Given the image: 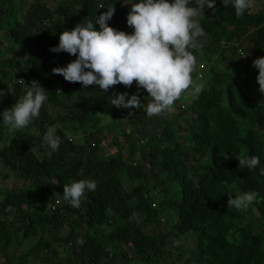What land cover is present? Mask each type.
<instances>
[{
    "label": "trees",
    "instance_id": "16d2710c",
    "mask_svg": "<svg viewBox=\"0 0 264 264\" xmlns=\"http://www.w3.org/2000/svg\"><path fill=\"white\" fill-rule=\"evenodd\" d=\"M257 1L242 18L220 0L215 12L204 8L202 47L192 50L203 90L185 100L188 90L171 113L148 117L142 108H114L108 98L136 92L135 81L103 92L51 71L75 59L49 51L59 34L94 20L109 0H54L52 7L0 0V112L26 93L22 82L48 91L39 117L21 132L0 123V178L13 179L10 188L0 186V264H264V94L252 66L264 56V0ZM114 7L109 26L130 33L126 4L116 0ZM82 92L86 102L66 98ZM146 95L141 91V103ZM103 121L117 127L110 138L99 133ZM53 125L61 142L49 156L43 134ZM106 138L109 155L99 148ZM252 155L260 158L256 169L238 168L236 157ZM84 178L96 190L73 208L63 185ZM251 190L258 203L227 208L229 195ZM191 234L195 252L182 259L169 242Z\"/></svg>",
    "mask_w": 264,
    "mask_h": 264
},
{
    "label": "clouds",
    "instance_id": "9594fccd",
    "mask_svg": "<svg viewBox=\"0 0 264 264\" xmlns=\"http://www.w3.org/2000/svg\"><path fill=\"white\" fill-rule=\"evenodd\" d=\"M115 2L109 0L102 5L106 11L94 20L78 23L59 34L58 44L50 46L49 51L65 52L75 59L66 66L54 67L52 73L61 75L67 82H79L82 88L94 85L103 92L117 84L131 87L135 81L136 92H116L108 98L114 108H142L148 117L171 113L174 102L189 89L193 97L201 93L204 85L197 84L193 78V73L196 80L202 75L192 50L202 47L205 31L197 18L204 15L205 7L215 12L216 0H121L122 5H130L126 16V24L132 29L130 33L108 24L115 13ZM254 2L220 0L223 6H231L237 18L250 14ZM94 25L99 26L98 30ZM252 66L258 70L256 81L262 95L264 56L253 59ZM28 89L12 107L0 112V123L10 131L21 132L29 126L48 100V91L37 81L33 80ZM141 91L147 93L146 103L140 101ZM56 130L57 126L53 125L43 134L42 146H46L49 156L60 146L61 138ZM236 159L240 169L246 167L251 171L260 165L256 155ZM259 173L264 176V166L259 167ZM96 187L94 180H74L63 185L62 198L71 207L79 208L86 192H94ZM258 202V192L251 190L234 198L229 195L227 208L245 211Z\"/></svg>",
    "mask_w": 264,
    "mask_h": 264
},
{
    "label": "rangeland",
    "instance_id": "374dc122",
    "mask_svg": "<svg viewBox=\"0 0 264 264\" xmlns=\"http://www.w3.org/2000/svg\"><path fill=\"white\" fill-rule=\"evenodd\" d=\"M53 1L54 0H50V1L43 0V3L46 4L47 6H51L53 4ZM60 1H62V0H60ZM257 3H258V1L255 0L254 5L256 6ZM129 9H130V5H126L125 14H124V17H123V21H125V24H124L125 29L124 30H127V29L130 28L126 24V16H127V13L129 11ZM222 29H224V28H222ZM223 57H224V59L222 60V62H223L224 65H226V62H227V56H226V54H224ZM71 60L72 59H69L68 62H70ZM234 62H235V64L238 65V59H234ZM201 63L204 64V62H201ZM204 67H205V64H204ZM205 68L203 69V66H202V74H203V72L206 73ZM195 82L197 84H203L204 85V80H195ZM22 83L24 84L23 87L26 90H29V89H27L26 84L24 82H22ZM190 92H191V90L189 89V91L187 92V94H185V96H184V99L185 100H190L191 99V96L189 95ZM86 95H87V92H82V93L77 94V95L76 94L70 95V96H68L66 98L68 99V101L70 103L72 101H77V102L79 101V102H82L83 103V101L84 102L87 101ZM3 104H4V97L3 96H0V111H1V106ZM108 125H109L108 122H105V121L101 122V127H103V128L99 131V133L104 134L105 136H107V137L110 138L112 136V134H110V132L111 131H114V130H117V127H116V125H113V126H108ZM67 134L69 136H74L75 135L72 131H67ZM109 138H106V140H107V143L106 144H103V145H101L99 147L100 148V152L103 153V154H107V155L111 154V152L114 151V148L110 146ZM124 149H125V145H122L121 144L120 152H118V154L121 155L122 152L125 151ZM3 172L4 171H3V169L0 166V175H2ZM12 181H13L12 177L7 178L5 180L0 178V186L1 187H6V188H10ZM18 185L19 186L22 185V181L21 180H19ZM237 195H239V194H237L236 192H234V196H237ZM251 213H252V215H256L255 209H252L251 210ZM135 218H136V220H138L140 222L141 219L144 218V216L142 214H136L135 215ZM156 228H157V223L155 221V223H153V226L151 228H149V231L154 234L155 231H156ZM194 240H195V237H194V235L191 234V235L185 236V238H176V239H173V240H171L169 242L170 246L169 245H167V246H169L173 252H179V254L182 257V259H184L187 255H191V254H193L195 252L194 251L195 250V248H194L195 247V241ZM29 243L30 242H26L25 246H27ZM25 246H24V248H25ZM1 258H3V256L0 254V259ZM182 261H180L178 264H182ZM170 262H169V264H171ZM121 263H123V262H121ZM133 263L135 264V262H133ZM119 264H120V262H119Z\"/></svg>",
    "mask_w": 264,
    "mask_h": 264
},
{
    "label": "built area",
    "instance_id": "2783aa9c",
    "mask_svg": "<svg viewBox=\"0 0 264 264\" xmlns=\"http://www.w3.org/2000/svg\"><path fill=\"white\" fill-rule=\"evenodd\" d=\"M197 77L200 78L201 77L200 74H197Z\"/></svg>",
    "mask_w": 264,
    "mask_h": 264
}]
</instances>
